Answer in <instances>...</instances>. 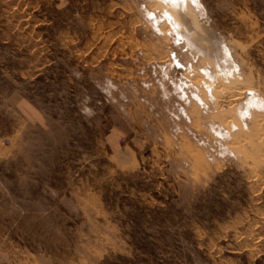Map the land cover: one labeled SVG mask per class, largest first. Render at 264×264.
<instances>
[{
    "label": "rangeland",
    "instance_id": "374dc122",
    "mask_svg": "<svg viewBox=\"0 0 264 264\" xmlns=\"http://www.w3.org/2000/svg\"><path fill=\"white\" fill-rule=\"evenodd\" d=\"M186 1L0 0V264H264V0Z\"/></svg>",
    "mask_w": 264,
    "mask_h": 264
},
{
    "label": "bare ground",
    "instance_id": "6f19581e",
    "mask_svg": "<svg viewBox=\"0 0 264 264\" xmlns=\"http://www.w3.org/2000/svg\"><path fill=\"white\" fill-rule=\"evenodd\" d=\"M160 2L165 4V6L167 8L166 9V13L168 14L167 16L170 17V19L173 21L174 25H178V26L181 25L186 29V26L184 24V21H185L184 18L185 17L182 13L184 12L183 10L186 8V7L184 8V6H185L187 1L186 0H160ZM172 21H171V23H172Z\"/></svg>",
    "mask_w": 264,
    "mask_h": 264
}]
</instances>
